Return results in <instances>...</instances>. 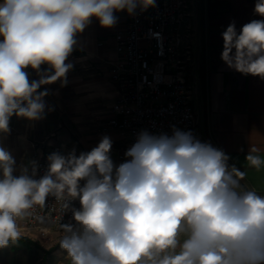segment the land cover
Masks as SVG:
<instances>
[{"label":"clouds","instance_id":"clouds-1","mask_svg":"<svg viewBox=\"0 0 264 264\" xmlns=\"http://www.w3.org/2000/svg\"><path fill=\"white\" fill-rule=\"evenodd\" d=\"M155 0H0V132L15 114L40 119L42 84L65 78V63L77 33L95 17L112 27L114 12L132 14ZM255 12L264 16V0ZM222 60L235 70L264 79V20L237 33H222ZM233 50H235L233 52ZM47 64L51 74L29 81L25 71ZM112 141L77 157L53 153L48 172L34 179L13 175L15 161L0 147V248L21 237L18 221L44 209L52 196L74 223H60V247L71 264H264V195L241 184L246 173L191 132L171 137L142 132L115 165ZM251 148L246 160L257 170L264 158ZM85 181L83 186L80 182Z\"/></svg>","mask_w":264,"mask_h":264},{"label":"built area","instance_id":"built-area-1","mask_svg":"<svg viewBox=\"0 0 264 264\" xmlns=\"http://www.w3.org/2000/svg\"><path fill=\"white\" fill-rule=\"evenodd\" d=\"M187 15L186 0H155L146 9L137 5L132 14L125 9L124 26L112 35L115 56L110 80L116 95L110 105L111 115L99 123V129H115L124 140L114 154L117 166L126 162V151L145 131L169 137L175 130L191 132L201 142L186 75L191 51L181 34ZM53 153L80 155L77 149L62 145L46 149L35 163L34 179L47 174L48 157ZM84 183L82 180L81 186ZM73 208H80L78 199L61 212L60 204L49 196L44 209L37 206L22 220L23 228L43 237L50 232L62 233L59 222L74 223Z\"/></svg>","mask_w":264,"mask_h":264},{"label":"crops","instance_id":"crops-1","mask_svg":"<svg viewBox=\"0 0 264 264\" xmlns=\"http://www.w3.org/2000/svg\"><path fill=\"white\" fill-rule=\"evenodd\" d=\"M186 1L188 15L181 34L191 51L186 75L191 86V104L201 143L223 151L229 157V166L235 165L246 173L241 184L264 195V166L257 170L246 160L253 147L259 149L256 154L264 158V79L245 75L229 67L221 58L224 48L222 33L230 24H234L239 33L245 24L264 20V16L255 12L258 0ZM114 16L117 20L112 27H102L100 22L97 25L93 23L98 35L104 36L108 29L115 28L116 31L124 26L125 10L114 12ZM78 43L88 45L85 40ZM110 50L106 54L108 63L115 56L112 46ZM70 56L81 68V75L78 76H85L84 83L90 80L95 82V70L86 61L92 55L71 52ZM15 126L19 127V118L13 114L9 120V130L0 132V147L11 156L27 154L32 161L38 156L37 151L27 139V133L16 131L13 129ZM16 247L15 241L0 248V264H16ZM11 253L13 256L7 257Z\"/></svg>","mask_w":264,"mask_h":264},{"label":"rangeland","instance_id":"rangeland-1","mask_svg":"<svg viewBox=\"0 0 264 264\" xmlns=\"http://www.w3.org/2000/svg\"><path fill=\"white\" fill-rule=\"evenodd\" d=\"M99 24L95 17L85 27L83 32L77 33L76 44L73 53L78 55H92L86 61L94 68L96 81L84 83L80 74V67L73 61L71 56L65 63L72 65L65 78L55 82L42 84L37 93L46 92L43 97L45 109L40 119L29 120L19 118L18 132L27 133V139L33 144L37 157L30 161L29 155H12L14 164V176H19L25 171L33 178L35 163L40 155L48 148L62 145L66 148H75L78 152L87 153L98 146L102 138L108 137L112 141L110 157L113 161L116 150L123 145L121 134L111 129L101 132L99 123L105 121L110 115V105L115 98V86L110 80L111 61L108 63L107 53L112 46L114 29H108L104 36L98 35L94 24ZM118 30V29H116ZM2 39V38H0ZM85 40L87 46L78 42ZM98 43H101L98 44ZM96 55V56H95ZM25 71L29 81H38L45 74H51L49 66H40L39 70L31 67ZM80 77V78H79ZM93 76H91L92 78ZM35 154V153H34ZM21 237L16 241V264H71L65 250L60 247L59 240L62 233L50 232L43 237L32 230L23 228L22 220L18 221ZM13 256V253L7 257Z\"/></svg>","mask_w":264,"mask_h":264}]
</instances>
